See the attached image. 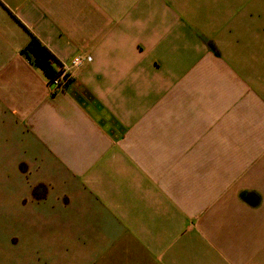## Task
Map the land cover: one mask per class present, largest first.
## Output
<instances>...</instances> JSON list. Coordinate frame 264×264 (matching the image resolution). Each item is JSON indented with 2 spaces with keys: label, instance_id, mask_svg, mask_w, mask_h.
Returning a JSON list of instances; mask_svg holds the SVG:
<instances>
[{
  "label": "crops",
  "instance_id": "obj_1",
  "mask_svg": "<svg viewBox=\"0 0 264 264\" xmlns=\"http://www.w3.org/2000/svg\"><path fill=\"white\" fill-rule=\"evenodd\" d=\"M263 1L0 0V159L69 196L90 256L264 264ZM33 36L82 59L65 90Z\"/></svg>",
  "mask_w": 264,
  "mask_h": 264
},
{
  "label": "rangeland",
  "instance_id": "obj_2",
  "mask_svg": "<svg viewBox=\"0 0 264 264\" xmlns=\"http://www.w3.org/2000/svg\"><path fill=\"white\" fill-rule=\"evenodd\" d=\"M37 172L26 162L0 159V264H131L119 249L90 256L89 242L72 240L86 233V225L72 223L68 195L49 201L51 188L35 183ZM242 194L251 204L262 200L258 192Z\"/></svg>",
  "mask_w": 264,
  "mask_h": 264
},
{
  "label": "trees",
  "instance_id": "obj_3",
  "mask_svg": "<svg viewBox=\"0 0 264 264\" xmlns=\"http://www.w3.org/2000/svg\"><path fill=\"white\" fill-rule=\"evenodd\" d=\"M22 54L33 60V63L44 72L50 83L57 77L54 55L38 38L33 36Z\"/></svg>",
  "mask_w": 264,
  "mask_h": 264
},
{
  "label": "built area",
  "instance_id": "obj_4",
  "mask_svg": "<svg viewBox=\"0 0 264 264\" xmlns=\"http://www.w3.org/2000/svg\"><path fill=\"white\" fill-rule=\"evenodd\" d=\"M86 59L87 61L91 60L90 57H87ZM81 62L82 59L80 57H75L69 64L58 65V75L52 83L49 82L50 86L54 88V90H65L73 80V70L77 68Z\"/></svg>",
  "mask_w": 264,
  "mask_h": 264
}]
</instances>
